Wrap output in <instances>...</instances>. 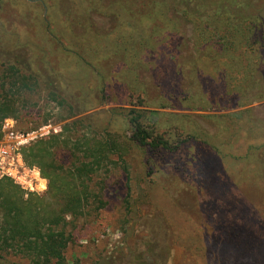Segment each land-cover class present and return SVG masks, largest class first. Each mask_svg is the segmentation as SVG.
<instances>
[{
	"label": "rangeland",
	"instance_id": "1",
	"mask_svg": "<svg viewBox=\"0 0 264 264\" xmlns=\"http://www.w3.org/2000/svg\"><path fill=\"white\" fill-rule=\"evenodd\" d=\"M158 2L0 0V104L13 107L1 124L0 177L45 197L47 181L15 158L22 148L63 127L73 142L109 137L114 165L91 182L105 207L67 218L68 264H264V62L252 56L247 67L237 51L242 64L229 66L202 46L197 17L175 27L169 57L131 58L124 42L134 27L147 41L176 20ZM224 84L230 101H200L205 86ZM57 156L65 167L75 160ZM34 258L0 250V264Z\"/></svg>",
	"mask_w": 264,
	"mask_h": 264
},
{
	"label": "trees",
	"instance_id": "2",
	"mask_svg": "<svg viewBox=\"0 0 264 264\" xmlns=\"http://www.w3.org/2000/svg\"><path fill=\"white\" fill-rule=\"evenodd\" d=\"M154 2H158L160 10L164 13L171 12L176 20L169 21V26L160 32L168 35L159 36V31L155 28L156 34L147 41L138 28L134 27L133 32L126 35L124 42L125 52H132L131 58L143 53L146 55V64L151 65L153 62L155 65V57L160 52H164L162 56L169 57V49L172 48L169 40L176 31L175 27L185 24L186 18L197 17L204 21L198 32L202 46L213 47L219 58L228 55L226 59L229 66L242 64L235 58L237 51L250 57V61L246 63L247 67L252 66V56L259 62H264V0ZM154 12L155 8L150 16ZM218 23L224 26L222 35L214 32L216 28L213 25ZM181 60L182 58L174 56L169 64L179 68ZM190 63L194 64V61ZM178 78L179 73L174 78L173 85ZM191 78L188 84L197 82L194 76ZM50 85V81L45 82L46 88H50ZM223 86L222 90L217 92L209 91V87L205 86L201 91L200 101L210 104L230 101L232 90L227 91L228 84ZM239 87V84L236 85L233 91H241ZM187 88L193 89L192 85H187ZM179 96L181 95L172 94V99L178 100ZM162 109H165V106H162ZM11 111L13 112V107L9 103L0 104V139L1 124L5 119L11 118ZM62 130L61 134L34 142L20 151L23 164L28 169H37L40 177L47 181L48 191L45 197L26 193L10 178H0V250L19 247L35 257L32 259L33 264H68L63 256L67 242L63 229L68 224L67 218L81 217L88 211L98 212L105 207L101 190L96 192L91 187V182L102 167L107 175V168L114 165V141L107 137L99 142L88 139L83 143L77 139L73 142L68 136V127H63ZM59 151L66 152L69 157L75 159L74 162L70 166H63L57 156ZM78 158H84L85 162Z\"/></svg>",
	"mask_w": 264,
	"mask_h": 264
},
{
	"label": "built area",
	"instance_id": "3",
	"mask_svg": "<svg viewBox=\"0 0 264 264\" xmlns=\"http://www.w3.org/2000/svg\"><path fill=\"white\" fill-rule=\"evenodd\" d=\"M5 156H7V153L3 150V149H0V160L1 161H3L4 159H5ZM8 157H9V155H8ZM15 158L18 160H21V157L18 155V154H16L15 155ZM4 162V161H3ZM2 166V164L0 163V167ZM5 176V174L4 175H1V177H4ZM0 177V178H1ZM5 177H9V176H5Z\"/></svg>",
	"mask_w": 264,
	"mask_h": 264
},
{
	"label": "bare ground",
	"instance_id": "4",
	"mask_svg": "<svg viewBox=\"0 0 264 264\" xmlns=\"http://www.w3.org/2000/svg\"><path fill=\"white\" fill-rule=\"evenodd\" d=\"M44 182L43 181H40V185L39 186H37V188H39V189H44Z\"/></svg>",
	"mask_w": 264,
	"mask_h": 264
}]
</instances>
